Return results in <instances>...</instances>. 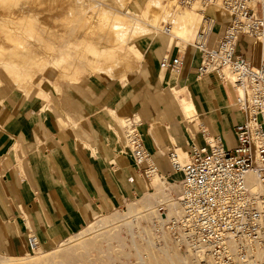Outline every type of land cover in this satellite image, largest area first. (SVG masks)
<instances>
[{"label":"crops","instance_id":"1","mask_svg":"<svg viewBox=\"0 0 264 264\" xmlns=\"http://www.w3.org/2000/svg\"><path fill=\"white\" fill-rule=\"evenodd\" d=\"M229 20H213L210 46ZM176 38L179 43L163 36L147 40L141 51L147 59L127 82L84 78L50 93L0 99V254L31 252V237L43 250L54 248L149 189L150 179L127 146L129 117L140 122L157 174L176 182L180 172L173 171L169 153L204 145L203 130L220 136L226 148L236 145L235 127L245 120L236 91L214 73L199 76L201 52ZM236 53L261 63L252 38L242 36ZM178 56L183 65L172 70Z\"/></svg>","mask_w":264,"mask_h":264},{"label":"rangeland","instance_id":"2","mask_svg":"<svg viewBox=\"0 0 264 264\" xmlns=\"http://www.w3.org/2000/svg\"><path fill=\"white\" fill-rule=\"evenodd\" d=\"M186 12L192 13L194 27L185 43L195 42L196 30L200 31L207 18L230 16L228 10L206 5L204 0H193L191 5L181 0H0V99L17 92L50 93L55 85L80 84L84 78L127 82L147 59L141 53L147 40L163 36L172 43L180 41L176 35L183 28ZM166 26L171 27V34L164 32ZM255 42L262 59V40ZM4 61L7 69L1 66ZM101 65H117L114 72L120 74L103 72ZM15 68L20 69L18 74ZM182 181V172L177 182L151 176L148 190L125 207L99 216L56 247H38L20 257L0 254V262L218 264L212 255L182 246L169 229V222L182 216L181 210L167 218L173 199L181 194Z\"/></svg>","mask_w":264,"mask_h":264},{"label":"built area","instance_id":"3","mask_svg":"<svg viewBox=\"0 0 264 264\" xmlns=\"http://www.w3.org/2000/svg\"><path fill=\"white\" fill-rule=\"evenodd\" d=\"M204 1L228 10L230 20L214 47L209 45L213 21L207 18L198 31L193 42L202 55L198 74L214 73L230 84L245 120L235 127L237 143L232 148H226L220 136L203 130L205 144H193L186 161L177 151L169 153L173 171L183 174V215L168 225L178 243L197 250L205 246L218 264H264V254L257 255L264 250V194L252 191L246 182L252 171L264 183V57L254 66L236 53L242 36L264 38V0ZM181 2L191 5L193 0ZM170 28L166 26L164 32ZM183 62L180 56L174 58L171 69L178 71ZM139 126L135 118H127L125 138L142 175L151 179L159 171ZM29 246L38 249L32 237Z\"/></svg>","mask_w":264,"mask_h":264},{"label":"bare ground","instance_id":"4","mask_svg":"<svg viewBox=\"0 0 264 264\" xmlns=\"http://www.w3.org/2000/svg\"><path fill=\"white\" fill-rule=\"evenodd\" d=\"M17 8H15V10H16ZM193 27H194V17H193V15H192V13H187L186 12V14H185V23H184V25H183V28L181 29V32H179L180 34L179 35H176V37H178V38H180L182 41H188L189 40V38H190V35H192V30H193ZM262 39H264V38H262ZM9 48V47H8ZM50 57V56H49ZM22 59V58H21ZM36 62V61H35ZM32 63H33V60H32ZM2 65L1 66H3L4 68H6L7 69V66H9L5 61L4 62H2L1 63ZM115 66H117V65H115ZM115 66L114 65H112V66H109V65H107V66H103L102 67V65H101V67L99 66V69L100 70H104L103 72H107V73H110V74H113V73H116V72H114L115 70L114 69H116V71L119 69L118 67H116L115 68ZM10 68H11V66H10ZM9 70V69H8ZM19 70L20 69H18V68H15V71L17 72V74L19 73ZM117 73H119V72H117ZM116 73V74H117ZM21 74V73H20ZM116 74H113V75H116ZM120 74V73H119ZM22 76V75H21ZM24 78V77H23ZM18 79V78H17ZM20 80H23L22 78H20ZM19 80V81H20ZM2 81H1V78H0V83H1ZM19 83V82H18ZM18 83H16V84H18ZM21 84V83H20ZM19 85V84H18ZM22 86V85H21ZM175 90V92L177 93V94H179V90H177L176 88L174 89ZM176 94V95H177ZM178 96V95H177ZM180 96V95H179ZM177 98V97H176ZM181 102L187 107L188 106V99L187 98H185V97H182V100H181ZM190 110V109H189ZM189 116H191L190 115V113H189ZM115 119V118H114ZM124 124H126V123H124ZM181 154V153H180ZM181 158H182V160L183 161H186L188 158H187V154L185 153V152H183L181 155ZM154 177H156V176H158V178H159V175L155 172V173H153L152 174ZM246 182H247V185H248V187L252 190V191H263L264 192V183H262L260 180H259V178H258V176L254 173V172H249L248 174H247V176H246ZM183 184V183H182ZM180 197H181V194L176 198V199H173V203H172V206H170L169 207V212H167L168 213V215H167V218H172L175 214H179L180 212H181V210H182V215H183V208H182V205L180 204ZM166 216V215H165ZM182 217V216H181ZM180 217V218H181ZM201 250V251H200ZM200 250H198V252H201V253H205V255H207V256H210L211 254H210V252H209V250L205 247V246H202L201 248H200ZM264 253V252H263ZM262 254V253H261ZM200 256H202V255H200ZM206 257V256H205ZM49 258V257H48ZM54 260V259H53ZM18 261V260H17ZM142 261V260H141ZM205 261H206V259H205ZM204 261V262H205ZM207 262H209V261H207ZM40 263V262H39ZM143 263V262H142ZM206 263V262H205ZM0 264H1V262H0ZM240 264H242V263H240Z\"/></svg>","mask_w":264,"mask_h":264}]
</instances>
